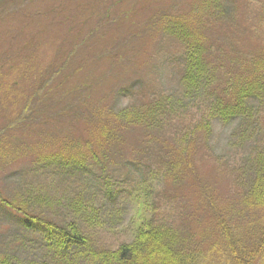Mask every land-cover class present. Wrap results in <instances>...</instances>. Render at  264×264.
I'll list each match as a JSON object with an SVG mask.
<instances>
[{
  "label": "rangeland",
  "instance_id": "374dc122",
  "mask_svg": "<svg viewBox=\"0 0 264 264\" xmlns=\"http://www.w3.org/2000/svg\"><path fill=\"white\" fill-rule=\"evenodd\" d=\"M204 2L0 0V158L11 151L17 158L10 167L0 165V193L30 213L31 208L23 206L28 199L32 203L25 204L38 209L52 197L61 203L67 201L66 194L76 198H70L71 203L83 198L87 212L99 211V222L93 227L77 221L88 230L84 234L94 250H116L131 242L142 217H154L179 232L180 244L210 257L207 264H219L224 255L218 252L221 236L213 231L212 214L218 211L227 217L229 207L239 214L229 220L240 226L245 223L243 212L251 214L240 209L244 192L229 174L253 150L250 145L237 151L231 148L239 121L228 125L214 121L210 150H194L191 163L172 181L162 173L152 177L146 169L136 171L132 162L144 151L140 131H122L117 138L121 129L107 114L160 94L181 95L182 48L158 30L160 23L153 25L161 14H187L195 22L203 16L208 50L214 58L219 56L228 71H249L253 62L264 59V0H221L217 16L209 20L205 18L210 9L204 10ZM63 57L67 63L59 72ZM257 106L259 123L253 140L261 141L264 103ZM100 119L107 126L105 132ZM103 134L112 140L106 142ZM87 140L94 142L84 146ZM18 147H22L19 158ZM75 147L81 154L99 149L111 157L110 164L104 168L95 159L93 164L100 169L93 167V173L72 170L52 181L44 173L45 163L37 166L42 179L31 178L34 166L28 148L39 161L50 154H74ZM150 151L158 164L160 151ZM20 195H25V202ZM69 202L55 206L44 218L59 225L72 221ZM245 238L252 236L245 234ZM45 252L40 233L25 230L20 214L0 206V257L6 255L13 264H40Z\"/></svg>",
  "mask_w": 264,
  "mask_h": 264
},
{
  "label": "trees",
  "instance_id": "16d2710c",
  "mask_svg": "<svg viewBox=\"0 0 264 264\" xmlns=\"http://www.w3.org/2000/svg\"><path fill=\"white\" fill-rule=\"evenodd\" d=\"M221 3V0H211V2L205 0L204 10L210 9V14L205 19L216 17ZM157 23H160L158 30L166 37L171 36L182 48L179 55L181 64L179 82L183 91L178 98L171 97L170 94H160L144 104H133L122 108L117 114L107 112L108 116L114 119V124H117L115 127L121 129V132L116 133L117 138L123 134L122 131L139 130L145 152L138 153L139 159L132 162L137 164L136 171L141 172L146 169L152 177L162 173L165 179L168 180L170 177V180L175 181L186 167L185 164L188 165L189 161L191 163L194 150L210 148L214 121L228 125L238 120L240 125L234 130L231 148L237 151L245 145H250L253 146V150L243 159V164L233 167L229 174L237 180L244 192L243 195L240 194V204L242 203L240 209L247 212L250 210L251 214L243 212L245 223L242 226L233 218L229 220L230 217L239 215L229 207H227V217L222 216L218 211L212 214L216 222L213 231L221 236L218 252L224 255L218 263L264 264V138L261 141L253 140V134L257 131L259 123L256 118L259 115L256 111L257 105L261 107L264 103V59L253 62L249 71H228L227 65L219 56L214 58L212 52L208 50L203 16H199L195 22L187 14L175 17L161 14L156 17L153 25ZM66 63L67 60L63 57L57 66V71L59 69L62 71ZM0 90L2 91L1 87ZM34 119L36 117H33ZM101 124L103 125L102 120ZM105 125L102 127V132L107 129ZM107 131L112 133L110 130ZM102 136L106 142L112 140L111 136L105 134ZM92 142L94 141L87 140L84 146H90ZM6 143L10 147V144ZM25 149L26 146L23 150ZM91 149L94 154H89L88 150L81 154L76 152L80 148L75 147L74 154L63 153V156L58 153L50 154L36 161L35 151L28 148L27 155L33 157L34 166L31 178L42 179L37 166L45 163L44 173L52 181L56 177L66 176L72 170V172L83 170L93 173V167L100 169V165L93 164L97 160L104 165V168L110 164L109 155L99 149H95V152L93 148ZM150 149L160 151L157 154L160 161L158 164L154 158L156 155ZM21 150L22 147L16 148L18 158ZM16 159L12 151L7 152L0 158V165L10 167ZM127 162L132 164L131 161L127 160ZM25 188L26 186L23 190ZM15 196L18 197L19 194ZM21 198L22 203L25 202V195ZM70 198L71 196L66 194L67 201L61 203L56 197H52L51 201L43 206L38 204L41 206L38 207L39 210L32 209V201L28 199L27 201L31 203L25 204L26 201L23 206L30 207L32 210L30 213V209L28 211L19 204L20 207H16L15 204L18 202L8 200L0 193V206L8 211L15 210L20 214V224L25 230L37 231L42 236L46 252L40 264L59 262L61 264H207L209 262L210 257L206 258L188 249L185 243L180 244L182 241H179V232L171 224L161 223L153 219L154 217L149 219L142 217L140 223L135 226L131 242L120 244L116 250H94L90 245L89 237L84 234L85 229L81 228L77 221L93 227L99 222V211L93 209L87 212L89 206L84 205L83 198L80 202L72 203L69 200L76 198ZM68 202V207L74 214L72 221L59 225L44 218L55 209V206H67ZM36 210L38 211L35 212ZM254 210H257L258 214L254 215ZM245 234L252 238H245ZM0 264H13V262L6 255H2Z\"/></svg>",
  "mask_w": 264,
  "mask_h": 264
}]
</instances>
